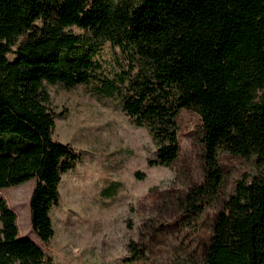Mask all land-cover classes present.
<instances>
[{"label":"trees","instance_id":"16d2710c","mask_svg":"<svg viewBox=\"0 0 264 264\" xmlns=\"http://www.w3.org/2000/svg\"><path fill=\"white\" fill-rule=\"evenodd\" d=\"M106 43L129 67L102 90L152 137L150 166L177 161L181 111L200 119L204 173L177 198L183 226L218 194L220 152L255 158L257 175L216 213L203 264H264V0H0V191L35 180L31 225L48 243L61 175L79 155L52 137L46 87L90 84ZM0 264H49L1 198Z\"/></svg>","mask_w":264,"mask_h":264},{"label":"rangeland","instance_id":"374dc122","mask_svg":"<svg viewBox=\"0 0 264 264\" xmlns=\"http://www.w3.org/2000/svg\"><path fill=\"white\" fill-rule=\"evenodd\" d=\"M97 61L99 70L90 84L46 87L52 137L79 155L74 168L61 175L59 201L49 214L53 235L48 243L39 240L31 225L35 180L0 191L15 215L19 240L37 245L49 264H203L216 213L237 182L257 175L255 158L220 152L218 194L197 221L183 226L177 198L200 183L204 173L199 117L181 111L177 161L150 166L156 153L152 137L124 114L120 97L102 90L128 69L126 56L106 43ZM130 243L141 250L137 258L128 250Z\"/></svg>","mask_w":264,"mask_h":264}]
</instances>
